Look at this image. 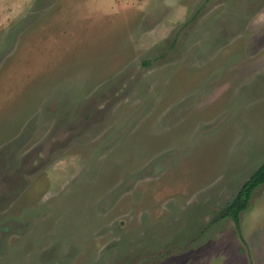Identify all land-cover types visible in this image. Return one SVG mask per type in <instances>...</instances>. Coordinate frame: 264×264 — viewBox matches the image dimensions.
<instances>
[{
	"label": "rangeland",
	"instance_id": "374dc122",
	"mask_svg": "<svg viewBox=\"0 0 264 264\" xmlns=\"http://www.w3.org/2000/svg\"><path fill=\"white\" fill-rule=\"evenodd\" d=\"M264 0H0V264H264Z\"/></svg>",
	"mask_w": 264,
	"mask_h": 264
},
{
	"label": "trees",
	"instance_id": "16d2710c",
	"mask_svg": "<svg viewBox=\"0 0 264 264\" xmlns=\"http://www.w3.org/2000/svg\"><path fill=\"white\" fill-rule=\"evenodd\" d=\"M262 184H264V163L243 184L234 199L224 208L220 217L231 216L239 225L240 213L248 207L254 190Z\"/></svg>",
	"mask_w": 264,
	"mask_h": 264
}]
</instances>
